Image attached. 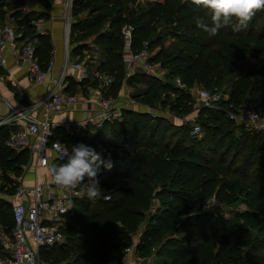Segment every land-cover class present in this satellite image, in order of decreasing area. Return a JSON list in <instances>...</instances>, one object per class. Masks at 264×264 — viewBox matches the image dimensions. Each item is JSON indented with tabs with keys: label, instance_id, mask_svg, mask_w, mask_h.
Here are the masks:
<instances>
[{
	"label": "trees",
	"instance_id": "obj_1",
	"mask_svg": "<svg viewBox=\"0 0 264 264\" xmlns=\"http://www.w3.org/2000/svg\"><path fill=\"white\" fill-rule=\"evenodd\" d=\"M139 1L73 0L70 53L82 56L91 48L83 41L90 39L105 55L99 69L114 76L108 93L117 96L124 81L135 90L142 85L140 92L134 91L135 99L151 107L160 104L176 115L193 110V98L176 85V76L187 86L199 83L228 92L229 99L219 107L199 108L200 137L163 115L152 117L133 108H123L120 120L104 121L92 134L62 135L70 148L84 143L98 152L107 150L105 157L110 152L116 163L111 171L101 169L100 195L94 202L86 196L71 199L63 228L66 242L42 246L39 254L64 264H110L132 243V233H138V254H153L158 264H264V131L240 130L227 115L245 97L264 110V10L240 30L230 25L210 37L195 24L198 16L208 22L209 13L191 0ZM5 6L0 0V20L6 18ZM11 15L24 29L20 38L28 36L25 43L36 46L45 65L53 46L49 34L34 28L35 12L14 10ZM125 23L134 25L131 50H140L146 40L154 51L151 61L166 69L163 78L141 70L125 77ZM165 38L171 43L165 45ZM249 56L253 63L233 79ZM74 84L70 82V91ZM10 129L0 125L5 182H13L8 172L21 174L30 157L25 149L6 146ZM236 202L244 207L216 210ZM13 226L11 202L0 198V227L10 231Z\"/></svg>",
	"mask_w": 264,
	"mask_h": 264
},
{
	"label": "built area",
	"instance_id": "obj_2",
	"mask_svg": "<svg viewBox=\"0 0 264 264\" xmlns=\"http://www.w3.org/2000/svg\"><path fill=\"white\" fill-rule=\"evenodd\" d=\"M7 6L14 10L23 12L33 11L36 0H5ZM72 2L65 0L64 18L66 21V36L69 38L70 25L72 21ZM37 32L46 34L42 27L40 17L32 20ZM134 25L125 23L121 28L124 38V45L128 49L124 55L125 77L133 75L137 70L163 78L166 69L160 62H153L151 58L154 51L148 48V42H143V47L138 51L130 48ZM21 34L17 31L12 22L5 21L0 26V49L4 46L15 51L19 65L26 70L29 79L37 84H49L48 91L39 99L27 107H14L10 103V111L0 118V125L11 126L9 135L5 140L7 147L14 150L25 149L30 154V160L36 166L48 167L59 166L67 162V156L61 160V155L71 148L60 137L69 134L75 135L80 132L83 124L100 128L104 121L121 119L123 108H132L136 105L133 96L134 89L129 86L124 92L117 96L108 93L109 87L114 81V76L107 70L97 69L94 72L93 80L96 86L88 93L82 91L69 92L67 87L71 81L81 84L89 79V56L82 55L76 59L70 57V51L66 46L65 56L62 65L56 70V61L50 57L43 65L36 54V46L31 43L17 45ZM89 46L98 48L97 45L88 41ZM7 63V57L0 52V65ZM176 85L187 90L192 98L198 100V107H219L225 97V93L213 90L199 83L187 86L180 76L174 78ZM84 103L86 107L92 108L94 112L84 122L62 121L53 119L55 113L67 111ZM43 107V117L32 113V109ZM227 115L237 124H250L254 129L264 131V110L259 102L253 98L245 97L234 109H227ZM202 128L199 123L193 127V134L200 135ZM0 170V182H1ZM12 196L22 197L20 200L12 201V216L14 226L10 231L0 227V242L6 248V253L0 255V264H64L62 261H51L40 256L38 247L61 245L66 241V234L62 226L65 215L71 207V199L85 196L78 194V190L63 191L52 182L37 181L31 186L18 185L13 194L4 193L3 197L10 200ZM106 200L110 198L107 194ZM213 201V199H212ZM132 243L125 246L122 255L114 259L110 264H143L144 259L152 257L141 256L136 250L137 233H132ZM155 248H153V252Z\"/></svg>",
	"mask_w": 264,
	"mask_h": 264
},
{
	"label": "crops",
	"instance_id": "obj_3",
	"mask_svg": "<svg viewBox=\"0 0 264 264\" xmlns=\"http://www.w3.org/2000/svg\"><path fill=\"white\" fill-rule=\"evenodd\" d=\"M64 1L65 0H45V2H42L41 0H36L35 7L33 10L35 12V15L37 16L36 18L40 17L42 19V27L45 28L46 34H49L51 36V43L53 46L51 57L53 56L56 61V70H58L62 65L63 58L66 52V46H64L63 44V35L66 32V21L64 18V5H63ZM5 7L7 9L6 18L4 20H0V26L2 25L3 22L7 21V17H10V19L13 20L12 22L15 25L17 31L22 35L24 29L17 24V22L14 20V18L11 15L14 9H10V11H8V6L6 5ZM27 39L28 36L25 37L24 39L19 38L17 45L19 46L20 44L26 42ZM89 40L90 39H86L83 42H88ZM72 47L73 45H70L69 47L70 52ZM127 50L128 49L125 47V52ZM87 51L88 50H84L83 55L87 53ZM0 52L5 54L7 57V63L5 65H0V118H1L7 115L10 111L8 103L13 105L14 107L30 106L35 100L39 99L41 96H43V94H45L48 91L49 84L46 83L37 84L33 80L29 79L26 70H24L19 65L15 51L11 50L9 46L2 47L0 49ZM96 52H98V54L100 55V59L95 68L92 67V63L95 61V59L90 58L88 60L89 71H90L89 79L85 80L82 84H78L74 82L75 84L73 91H70L69 87H67L66 89L67 91L69 92L82 91L83 93H88L93 87L96 86V82L93 80L94 72L97 69H99L100 63L105 60V55L99 49ZM70 57L72 59L78 58V56H75L73 53H70ZM248 58H250L253 61V58L249 56L245 59L244 63L247 61ZM244 71H242L240 74L238 73V76L243 74ZM127 87L129 88L126 81H124V84L122 85L120 92H124ZM228 99H229V93L225 92V97L223 100H228ZM136 101H137L136 105L132 107L134 110L141 112L151 111L152 107L149 104L145 102H140L139 99H136ZM31 111L34 115L40 118L43 117V107H40L38 109H32ZM93 112H94L93 107L88 108L86 107V104L79 103L73 109L55 113L53 115V119H55V121L58 122H62L66 120L75 121V122H84L88 117H90V115ZM84 125L85 124H83L82 128L84 127ZM64 135H68V134L65 133ZM77 135L78 133L72 136H77ZM0 170L2 173V168H0ZM8 174L12 178L13 182H5L1 176L2 180L0 182V195L2 193L4 195V193L6 192L13 194L18 185L31 186L37 181H47L51 178L50 169L48 167L36 166L33 163V161L31 162L30 157L27 160V162L22 165L21 174L16 175L13 171H9ZM12 185L15 186V189L13 191H9L8 189H10ZM3 195L1 198H4ZM21 198L22 197L20 196H12L9 201L12 203V201L20 200ZM67 220L68 219L65 216L62 229L65 228ZM142 228L143 225L140 226V230H142ZM65 234L67 239L68 234L67 233ZM40 249L41 247H38V251H40ZM5 253H6V248L0 242V255H4ZM151 260L153 261L154 264H158L157 262L154 261L155 256L144 259L143 263L144 264L147 262L149 263L151 262Z\"/></svg>",
	"mask_w": 264,
	"mask_h": 264
},
{
	"label": "clouds",
	"instance_id": "obj_4",
	"mask_svg": "<svg viewBox=\"0 0 264 264\" xmlns=\"http://www.w3.org/2000/svg\"><path fill=\"white\" fill-rule=\"evenodd\" d=\"M191 3L207 10L210 20L195 17L196 26L210 37L216 36L227 26L234 25L240 30L253 18L255 13L264 10V0H191ZM98 152L96 148L78 143L72 145L71 151H65L61 160L67 156V162L50 169L51 180L58 189L63 191L78 190L88 200L94 202L100 195L99 173L103 168L111 171L115 166L111 153Z\"/></svg>",
	"mask_w": 264,
	"mask_h": 264
},
{
	"label": "rangeland",
	"instance_id": "obj_5",
	"mask_svg": "<svg viewBox=\"0 0 264 264\" xmlns=\"http://www.w3.org/2000/svg\"><path fill=\"white\" fill-rule=\"evenodd\" d=\"M146 0H140L139 2H138V4L140 5V4H144V2H145ZM151 1V0H150ZM153 1V0H152ZM137 7V6H136ZM131 9L132 8H134V7H130ZM10 9H13V7L12 6H8V11H10ZM7 21L8 22H12L13 20H11L10 19V17H7ZM13 23V22H12ZM67 40H68V46L70 47V45H72V43L70 42V36H69V38L66 36V32L64 33V35H63V44H64V46H67ZM171 43V39L170 38H165V45H168V44H170ZM91 47V46H90ZM96 51H98V48H94V47H92L90 50H88L87 51V53H85V54H87L88 56H89V59L91 58V59H95V61L92 63V67L93 68H95L96 66H97V64H98V61H99V59H100V55L98 54V52H96ZM156 51V50H155ZM245 61V60H244ZM244 63V62H243ZM253 63V61L250 59V58H248L247 59V61L244 63V66H243V64H241V65H239L237 68H236V70H235V72H234V75H233V79L234 78H236L237 76H238V73L240 74L242 71H244L245 70V68L246 67H248V66H250L251 64ZM227 85V84H226ZM226 85L224 86V87H226ZM143 86L142 85H139V86H137V89L135 90V88H134V91L136 92V93H138V92H140V88H142ZM144 88V87H143ZM219 90V89H218ZM228 90V89H227ZM219 91H221V92H223V93H225L224 91H222V90H219ZM142 99V98H141ZM139 101L140 102H143V101H141L140 99H139ZM198 100L196 99V98H193V108H194V105H196L197 107H198ZM262 107V106H261ZM150 114L152 115V117H156V116H164V117H166V118H168L172 123H174V124H183V125H185L186 127H187V129L190 131V133L191 134H193V127H194V125L196 124V123H198L196 120H199V118H198V112L196 111V110H192L189 114H187V115H176L175 113H173V112H171V111H169V109L166 107V108H163V109H161V107H160V104H158V105H156L155 107H152V109H151V111H150ZM7 125V124H6ZM89 125V127H88V132H87V130L85 131H81L80 130V135L82 136V135H84V133H86L87 135L88 134H92V133H94L95 131H96V127H92V125H90V124H88ZM86 127V126H85ZM85 127H83V128H85ZM83 128H82V130H83ZM238 129H242L243 131L244 130H246V129H251V130H253V128H252V126L250 125V124H248V123H244V124H241V128H238ZM204 134V132L202 131V133L200 134V135H197L198 137H200V136H202ZM69 135V134H68ZM193 135H195V134H193ZM2 195H3V193L0 195V198L2 197ZM207 203H212V199H209L208 201H207ZM11 205H12V203H11ZM244 207V205L243 204H241L240 202H236V203H234L233 205H222V206H219V207H217V209L216 210H218V211H222V212H224V213H229L233 208H235V207ZM150 261V260H149ZM144 264V263H143ZM145 264H154L153 263V261L151 260V262H147V263H145Z\"/></svg>",
	"mask_w": 264,
	"mask_h": 264
}]
</instances>
